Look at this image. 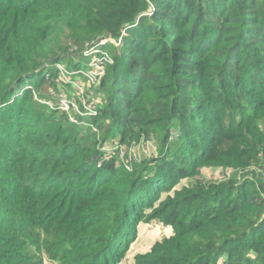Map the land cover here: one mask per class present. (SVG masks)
Masks as SVG:
<instances>
[{"label": "trees", "instance_id": "trees-1", "mask_svg": "<svg viewBox=\"0 0 264 264\" xmlns=\"http://www.w3.org/2000/svg\"><path fill=\"white\" fill-rule=\"evenodd\" d=\"M109 38L96 115L41 101ZM144 220L134 264H264V0H0V264H116Z\"/></svg>", "mask_w": 264, "mask_h": 264}, {"label": "built area", "instance_id": "built-area-1", "mask_svg": "<svg viewBox=\"0 0 264 264\" xmlns=\"http://www.w3.org/2000/svg\"><path fill=\"white\" fill-rule=\"evenodd\" d=\"M107 43H114L116 46H118L120 41L109 38L94 42L93 44L87 46L83 51V54L88 58V68L85 70H78L73 72H68L63 68H59V70L62 71L64 78H67V74L71 76L80 73L84 80L87 82V85L97 83L100 77L104 74L105 67L113 62V58L111 57L110 53L107 50L103 49V45ZM68 80H70L72 83L76 81V84L73 83L76 88V93L74 94L75 96L67 97L60 94L61 92H59L58 94H56V92H52V94L56 98L55 102H51L49 100L41 101L48 104L51 108H57L67 112L70 121L74 123H82V119H80L79 117L96 115V107L90 104L87 97H85V90H83L84 84L81 79L79 81H72L73 79L70 77V79ZM116 264L130 263L126 262L124 258H121Z\"/></svg>", "mask_w": 264, "mask_h": 264}, {"label": "rangeland", "instance_id": "rangeland-1", "mask_svg": "<svg viewBox=\"0 0 264 264\" xmlns=\"http://www.w3.org/2000/svg\"><path fill=\"white\" fill-rule=\"evenodd\" d=\"M111 44L113 46H116L114 43H111ZM110 46L111 45L105 44V45H103V49L109 51ZM111 48H112V46H111ZM57 66H58V68H61V69L62 68L64 69V67H65L64 64H58ZM68 72H70V71H68ZM66 76H67V78L66 79L64 78L65 79L64 82L71 83V88L68 87L67 84H65L64 86H61V88L65 87V89L56 91V94L61 92L60 94H62L63 96H67V97L75 96L74 94L76 93V91H75L76 88H75L73 83H75L76 81L72 83L70 80H68V79H70V76L68 74ZM80 79L83 81V84H84L83 90H85L87 82L84 80V78H81V76H78V77H76V79H73L72 81H74V80L79 81ZM45 89H47V88L45 87L44 90ZM36 99H40V98H37V96H36ZM42 101H45V100H42ZM122 148H123V151L125 152V150H124L125 148L124 147H122ZM150 150H151V148H149V146L143 145V143H141L140 146L130 147L129 151H130V154H134V156L136 158H140L145 153H149ZM123 151H121V156L124 155ZM216 174L219 175V173L215 172V170L210 169V168H204L202 170V176H204L205 178H212V177L214 178V177H216ZM191 180L192 179H187L186 183L191 181ZM172 233H173V227L171 225H166V224H163V223L158 222L156 220L141 221L138 225L137 234H136L135 239L130 242L129 247H128L127 251L125 252V255L122 258H124L125 261L128 263L134 264V257L137 254H143V253L148 252L155 242L161 240L164 237L171 235ZM45 264H52V263H50L49 261L46 260Z\"/></svg>", "mask_w": 264, "mask_h": 264}]
</instances>
